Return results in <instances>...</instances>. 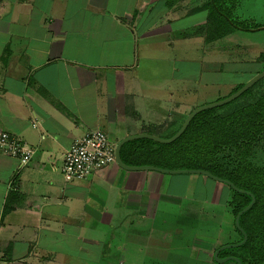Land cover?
Here are the masks:
<instances>
[{"label":"crops","instance_id":"1","mask_svg":"<svg viewBox=\"0 0 264 264\" xmlns=\"http://www.w3.org/2000/svg\"><path fill=\"white\" fill-rule=\"evenodd\" d=\"M190 15L191 0H0V131L35 150L23 167L0 150L1 264H120L129 242L132 256L158 257L172 223L191 219V177L180 192L172 174L116 162L83 180L61 174L90 130L115 145L177 132L192 110L191 73L177 64L191 62V39L214 42L172 26ZM145 139L122 145L124 163L147 164Z\"/></svg>","mask_w":264,"mask_h":264},{"label":"rangeland","instance_id":"2","mask_svg":"<svg viewBox=\"0 0 264 264\" xmlns=\"http://www.w3.org/2000/svg\"><path fill=\"white\" fill-rule=\"evenodd\" d=\"M209 1L191 0V15L172 23L174 28L191 26V35L198 33L205 39L213 38L214 40L206 46L205 41L203 44L199 43V38L191 39V62L189 65L184 62L177 64L180 77L191 73L192 110L225 98L241 83H246L254 76L259 70L258 61L264 63V57L259 58L261 54H264V30L244 32L232 29L215 13L211 15L206 10L200 9ZM220 6L223 13L234 24L244 23L251 27L264 26V0H222ZM221 29H224L225 33ZM218 34L223 35L221 39L218 38L219 40L216 39L219 37ZM218 50L221 52L217 53ZM262 94H264V78L252 86L249 93L231 103L215 108L213 115L224 117L259 98ZM178 141L175 145L179 144ZM145 142L148 145L155 144L157 148L166 145L150 139H145ZM145 142L143 141V144H146ZM194 142L198 143V141ZM245 150L246 154L240 150L225 148L210 157L215 159L214 164L219 165L222 170L231 171L238 166H245L250 172L255 173V176L264 180V133H261L259 141L252 143ZM199 154L203 156V152ZM171 176L177 178L176 182L181 183L177 187L180 192L183 191L187 180L191 177V191L193 190L191 203H194V206L191 205L193 206L191 207V219H181V221L172 223V228L179 229V233L170 234V241H162L161 247L164 251H161V256H132V253L138 252L139 249L134 246L133 242H129L130 245L126 250L131 253L127 257L120 258L119 263L236 264L233 261L219 263L212 258L213 252L218 247L238 242L241 239L233 225V213L237 206V202L232 201L234 191L229 186L201 174L175 173ZM204 183L205 186H203ZM190 248L191 257H189ZM225 253L242 256L244 264H255L248 248H230L226 249ZM219 257L223 258V254Z\"/></svg>","mask_w":264,"mask_h":264},{"label":"trees","instance_id":"3","mask_svg":"<svg viewBox=\"0 0 264 264\" xmlns=\"http://www.w3.org/2000/svg\"><path fill=\"white\" fill-rule=\"evenodd\" d=\"M221 2L222 0H210L200 9L206 10L211 15L215 13L219 19L227 22L229 27L234 30L244 32L264 30V26L262 25L251 27L244 23L234 24L223 13L222 7L220 6ZM221 30L225 33L224 29ZM218 36L223 35L218 34ZM262 57H264V54H261L259 58ZM261 62L262 61L257 62L259 70L254 75L264 70V63ZM244 84L245 82L241 83L232 93L241 88ZM249 91L250 88L239 97L249 93ZM214 109L215 108L207 109L195 115L185 131L172 143L166 144L160 148H153L152 146L155 144L148 145L146 143L150 147L145 145L140 153V157L147 163L143 165H153L172 170H206L215 176L231 181L236 187L252 193L255 197L253 206L239 218V224L247 234V241L237 248H248L252 253L251 257L255 264H261L264 263V180H262L261 177L255 176V173L253 174L250 172L245 166H238L231 171L222 170L219 165L214 164L215 159L210 156L215 152L223 151L225 148L235 151L240 150L246 154L247 152L245 149L251 146L252 143L259 141L261 133H264V94L224 117L213 115ZM179 139L183 142L181 143L178 141ZM176 141L179 142L178 145H175ZM194 141H198V143ZM134 143L135 141L127 143V152L130 154L138 152ZM123 148L124 146L122 149ZM200 152H203V156L199 154ZM120 156L122 159L121 153ZM250 200V196L245 193L233 192L232 201L237 202L236 209L233 213L234 218ZM235 230L238 232L236 228ZM238 234L242 239V235L239 232ZM225 250L221 251L219 256L220 254H223V257L230 255L237 256L235 254L228 255V253H225ZM237 257L244 264V258L242 256Z\"/></svg>","mask_w":264,"mask_h":264},{"label":"built area","instance_id":"4","mask_svg":"<svg viewBox=\"0 0 264 264\" xmlns=\"http://www.w3.org/2000/svg\"><path fill=\"white\" fill-rule=\"evenodd\" d=\"M0 150L17 157L21 167L28 166L35 154L33 148L5 131H0ZM114 163L115 143L106 132L90 130L75 137L63 154L61 174L66 182L83 180Z\"/></svg>","mask_w":264,"mask_h":264},{"label":"water","instance_id":"5","mask_svg":"<svg viewBox=\"0 0 264 264\" xmlns=\"http://www.w3.org/2000/svg\"><path fill=\"white\" fill-rule=\"evenodd\" d=\"M262 78H264V70L260 71L256 75H254L241 88H239L238 90H236L232 94L226 96L225 98L217 100L216 102H213V103L201 105V106L194 108L186 116V118L184 119L182 125L177 130V132H175L170 137L165 138V137L151 135L148 133L134 134V135H129V136L124 137L115 145V162L118 166H120L121 168H124L126 170H152V171H157V172L164 173V174H175V173L201 174V175L210 177V178H212L218 182H221V183L229 186L235 192L245 193V194L250 196V198H251L250 202L244 208H242L236 214V216L234 218V227L242 235V239L238 242H235V243H229V244L222 245V246L218 247L213 252V256H212L213 260H215V262H219V263H224L227 261H233L236 264H243L242 261L237 256L230 255V256L220 258L219 253L225 249L240 247L243 244H245V242L247 241V234L241 228V226L239 224V218L244 212L248 211L253 206V204L255 202L254 195L252 193L246 191V190H243V189L236 187L231 181H229L227 179L220 178L218 176H215L206 170H201V169H174V170H172V169H164V168L156 167L153 165H140V166L127 165L121 159L120 149L124 143L131 141V140H134V139H139V138H146V139H150V140L156 141L158 143H163V144L171 143V142L175 141L184 132V130L187 128L189 122L192 120V118L195 115H197L198 113H200L204 110L211 109V108H217V107H220L222 105H225V104L235 100L236 98H238L240 95H242L245 91H247L249 88H251L254 84H256ZM261 264H264V263H261Z\"/></svg>","mask_w":264,"mask_h":264}]
</instances>
